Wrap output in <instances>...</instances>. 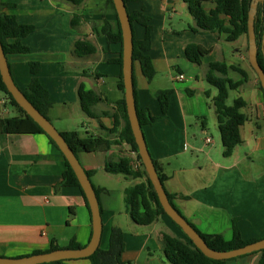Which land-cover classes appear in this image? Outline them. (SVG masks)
<instances>
[{"label":"crops","instance_id":"obj_1","mask_svg":"<svg viewBox=\"0 0 264 264\" xmlns=\"http://www.w3.org/2000/svg\"><path fill=\"white\" fill-rule=\"evenodd\" d=\"M126 5L129 14L140 12L148 17L151 27L147 54L155 76L149 80L140 63L134 62L133 79L137 107L147 109L156 118L142 130L151 157L167 175L163 184L166 192L173 196L181 214L203 233L220 234L230 240L235 224L245 240L264 237V93L249 63L248 37L242 35L228 42L218 33L183 28L184 20L190 21L189 26L195 24L183 0H128ZM213 7V1L205 3L207 11ZM0 13L35 26V31L22 40L30 51L7 55L17 86L27 88L32 78L29 64L39 63L38 78L53 103L48 117L56 128L76 131L82 138L101 136L112 142L107 151L77 155L94 187L100 189L101 249H108L111 229L117 226L124 232L122 264H171L162 248L163 233H181L166 216L148 226L136 224L125 212L124 191L141 180L105 169L107 163L121 158L140 168L136 153L120 138L125 121L118 103L124 95L118 89L122 68L115 60L121 47L108 44L104 36L93 32V27L105 21L114 25L112 4L109 0H84L78 6L62 0H0ZM75 13L82 19L79 26L72 27ZM145 34L146 27L134 22V38L141 41ZM82 40L95 46V54H75V42ZM188 44L212 51L198 65L185 57ZM216 61L247 74V80L233 90L247 105L242 110L246 115L241 127L242 143L230 157H224L216 133L219 130L212 100L217 90L205 78L208 65ZM160 74L171 78L172 88L161 83L152 86ZM179 75L183 78L178 79ZM228 76L234 81L243 79L231 69ZM177 83L187 86L179 89ZM80 86L99 97L88 113L82 108ZM164 90L172 91L166 114L161 112L156 97ZM17 115L16 108L0 94V118ZM65 168L63 155L44 134L0 133V256L22 257L46 251L52 241L61 248H67L73 240L82 247L89 243L91 215L82 193L77 187L57 188ZM259 259L255 254L225 264H258ZM49 264L91 263L75 259Z\"/></svg>","mask_w":264,"mask_h":264},{"label":"trees","instance_id":"obj_2","mask_svg":"<svg viewBox=\"0 0 264 264\" xmlns=\"http://www.w3.org/2000/svg\"><path fill=\"white\" fill-rule=\"evenodd\" d=\"M62 1H67L78 6L81 5L84 0ZM124 1L125 3L128 2V0ZM208 1L214 2V7L209 11H207L205 8V3ZM109 2L112 4L113 12L116 15L114 25L108 21H105L100 27H93V32L95 35L104 36L108 44L117 43L120 45V56L115 60V62L118 63L122 68V32L113 2L112 0H109ZM183 2L187 5L188 12L194 20L195 24L188 27L193 32L206 31L210 33H218L221 36H224L225 40L228 42H234L242 35L247 37L248 12L251 0H183ZM129 18L132 25L134 22H138L146 27V34L143 40L138 41L133 38V61L140 63L143 74L149 80H151L155 76V70L153 68L151 58L147 54L150 47L151 32V27L147 23L148 17L143 16L140 12H134L129 14ZM81 19V15L76 13L73 14L71 19L72 27L79 26ZM34 31V25L22 24L14 15L0 13V41L6 56L9 54L28 53L30 49L22 43V40L28 35L32 34ZM255 32L257 44L259 46L258 61L264 69V52L262 51L261 42L264 35V4L259 5L258 8V15L255 21ZM211 51L212 50L210 48H206L198 44H188L185 47V57L190 62L201 65L202 58L209 55ZM74 52L78 57H87L95 54L96 48L90 42L82 40L75 42ZM29 66L32 78L27 88L22 91L27 99L36 107V109L49 119L48 113L52 108L53 103L50 100L49 91L42 86L38 78L40 65L39 63L31 62ZM230 69L238 71L243 76V79L241 81L232 80L228 76ZM205 78L209 85L217 90V95L213 98L212 102L217 114V124L223 147V155L224 157H230L232 156L235 148L242 143L241 127L246 121V115L242 112V110L247 105V103L242 97L236 98L233 101L232 105H228L227 100L229 98V92L237 90L247 80V74L240 68L228 66L224 61H216L208 65V71ZM259 87L261 88L260 82ZM118 89L124 95L122 73L119 77ZM171 92V90H164L159 91L156 95L161 107V112L163 114H166L168 112L169 95L171 94ZM0 93H2L8 103L18 111L17 116L0 118V133H41L44 134L49 139V141L60 151V149L50 138V136L17 104L11 94L7 91L6 86L2 81L1 75ZM188 93L192 94L191 91H188ZM134 95L137 106V94L135 85ZM206 95L207 97H209V92H206ZM79 97L81 100L82 108L87 113L89 112V108L92 107L97 101H99L98 95H96L93 91L85 90L84 86H80L79 88ZM118 108L122 118L125 121V126L120 132V138L130 145L131 149L136 153L137 159L140 163V168L135 169L129 159L121 158L119 161L107 163L105 168L106 171L111 174H122L126 177L141 180L134 186L125 189V212L129 214L131 219L136 224L141 226L151 225L160 216H166L173 223V225H175L182 236H173L167 233H163L162 237V248L166 258L171 264H225L228 260H214L205 256L187 238V236L181 231V229L165 214L159 202L158 196L153 188V185L148 178L144 165L142 164L141 157L138 153V147L135 143V139L127 115L124 96L118 103ZM137 114L141 126L153 123L156 120L155 117L150 115L147 109L142 110L137 107ZM204 120H206L205 117ZM60 133L65 138L66 142L71 147L76 156L80 152L107 151L112 145V142L109 139L101 136L95 137L90 135L82 138L76 131H60ZM64 161L66 168L62 174V182L57 188L64 186L77 187L82 193L90 213L89 205L86 196L80 186V183L65 157ZM153 161L160 180L164 184V181L167 179V175L162 173L158 163L154 159ZM86 173L90 178V173ZM95 191L97 196L99 197L100 189L95 188ZM167 194L170 202L174 205L173 196L169 193ZM100 211L102 213L101 206ZM189 223L199 232L207 245L217 251H228L231 249L240 248L259 240L243 239L235 224L233 225L232 238L230 240H226L220 234L203 233L193 223ZM80 247L82 246L73 240L67 248ZM58 248L61 247H59L55 241H52L51 247L46 251H51ZM124 250V232L121 228L114 226L111 229V233L109 236L108 249L103 250L101 249V247H99L93 255L85 259H88L91 264H122V255ZM46 251H35L33 254ZM255 254L260 256L258 264H264V250L244 256Z\"/></svg>","mask_w":264,"mask_h":264},{"label":"water","instance_id":"obj_3","mask_svg":"<svg viewBox=\"0 0 264 264\" xmlns=\"http://www.w3.org/2000/svg\"><path fill=\"white\" fill-rule=\"evenodd\" d=\"M116 10L117 18L122 32V76L124 84V98L126 110L135 143L138 147V153L142 164L146 170L148 178L158 196L159 202L165 214L181 229L187 238L207 257L214 260H230L254 252L264 250V238L243 247L231 249L228 251H217L210 248L199 232L189 223L180 211L170 202L168 194L158 175L153 158L148 150L142 126L140 124L137 106L134 95V61H133V25L129 18V12L124 0H112ZM264 0H251L248 12V56L249 63L256 73L261 88L264 93V69L258 61L259 46L257 44L255 21L258 15L259 5H263ZM264 44V42H263ZM262 51L264 52V45ZM0 75L17 104L50 136L56 143L65 159L73 169L80 186L86 196L90 214L92 232L89 243L80 248H58L51 251L35 253L22 257H4L0 256V264H49L65 260L85 259L93 255L100 247L103 231L102 215L100 203L84 167L81 165L78 157L66 142L60 131L54 124L27 99L23 91L15 83L9 67L7 56L4 53L0 41Z\"/></svg>","mask_w":264,"mask_h":264},{"label":"rangeland","instance_id":"obj_4","mask_svg":"<svg viewBox=\"0 0 264 264\" xmlns=\"http://www.w3.org/2000/svg\"><path fill=\"white\" fill-rule=\"evenodd\" d=\"M188 22H190V21L184 20V21L182 22L184 25H181V26H182L183 28H188V27H189V23H188ZM176 27H178L179 29H181L180 26H176ZM159 81H160V82H159ZM152 83H153L152 86H157L158 83H161L162 86H165V88H172V87H173V85H172V81H171V78H170V79L165 78V74H162V75L160 74V75H158L157 78H155V80H153ZM176 86H177V88L182 89L184 86H187V83H181V84L177 83ZM0 94H2V93H0ZM2 95H3V94H2ZM237 97H238V94H237L236 91H230V92H229V98H228V100H227L228 105H232V104H233V101H234ZM195 101H196V99H195ZM12 115H14V113H11L10 116H12ZM53 124H54V123H53ZM54 126L56 127L55 124H54ZM208 128L210 129L209 134H210V135L212 134V136H213V129L211 128L210 125H208ZM209 129H208V130H209ZM216 133H217V137H218V139H219V141H220V135H219V132L217 131ZM214 137H215V135H214Z\"/></svg>","mask_w":264,"mask_h":264},{"label":"built area","instance_id":"obj_5","mask_svg":"<svg viewBox=\"0 0 264 264\" xmlns=\"http://www.w3.org/2000/svg\"><path fill=\"white\" fill-rule=\"evenodd\" d=\"M183 78V75H179L178 76V79H182ZM207 142L209 143V142H211V140L210 139H207Z\"/></svg>","mask_w":264,"mask_h":264}]
</instances>
